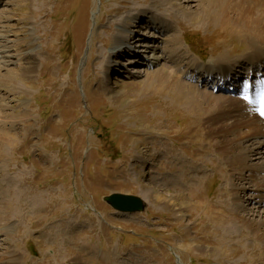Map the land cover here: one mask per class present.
<instances>
[{"label": "rangeland", "instance_id": "obj_1", "mask_svg": "<svg viewBox=\"0 0 264 264\" xmlns=\"http://www.w3.org/2000/svg\"><path fill=\"white\" fill-rule=\"evenodd\" d=\"M201 8V0H0V207L11 210L0 227V264L18 253L27 264H264L254 232L239 238L238 226L214 221L235 200L222 192L238 182L214 145L233 135L216 136L212 109L174 98L173 87L142 86L162 67L173 70L168 38L185 53L181 69L221 57L242 61L249 39L203 19ZM148 11L136 29V15ZM142 33L166 60L149 62L154 55L144 52ZM131 42L136 54L119 58ZM107 61L116 73L109 81ZM255 141L264 135L246 137L240 148ZM249 155L264 175V157ZM186 170L197 179L187 182L191 191L179 181ZM253 184L249 178L241 196L261 195L252 219L264 224V190ZM148 187L167 198L183 193L189 204H158L145 196ZM113 192L141 197L145 210L117 211L104 200Z\"/></svg>", "mask_w": 264, "mask_h": 264}, {"label": "bare ground", "instance_id": "obj_2", "mask_svg": "<svg viewBox=\"0 0 264 264\" xmlns=\"http://www.w3.org/2000/svg\"><path fill=\"white\" fill-rule=\"evenodd\" d=\"M201 3H202L201 9L203 10V13H202L203 19H208V20H211L212 22H215L224 30H228L232 32L239 31V33H241L244 37L248 38L250 41L249 43L250 48H248L249 50H247L248 52L242 55V60H245L248 62L249 64L248 68L250 69V71L248 73L246 72L245 74L246 75L245 78L247 79L246 82H250V83L246 84L244 87L241 86L238 89V91H241V94H242V90L244 91L243 97H239L236 95H234V97L229 96L227 98L216 97L215 95H213V93H210V92L202 93L200 92L196 84L194 85L193 83H187L186 81H184L181 78V75H185L186 72H190L192 70L194 71V69L191 66L195 65V63L191 65H189L188 63L187 66L182 67L183 70L181 69L180 67L181 64H179V62L181 63L183 61V59L185 58V53L184 51L179 50L181 47L177 43L176 38L167 39V43H168L167 50L171 53V57H172L171 60H167V61L170 62L171 66L173 67V70H169L167 67H162L159 71L148 75L147 83L145 82V84L142 86H147L150 83L151 88H154L157 90L160 89L162 92L163 90L167 88L171 89L173 87V90L171 92L174 98L181 99V101L189 104L192 108H196L199 111L206 109L210 112L209 109H212L211 114H208L209 116L208 117L206 116V117L217 128V129L214 128L216 129L214 131L216 136L218 135L224 136L225 134L233 135L232 139L225 138L224 136V139L222 138L223 140H220V141L218 140L217 144L214 145L216 147L215 149L216 153L217 154L222 153L225 156L224 158H226L225 160L226 163L224 164L231 167V169L229 168V171L231 173L230 175L228 174L227 175L230 178H233V181L234 180L238 181L236 184L232 183L233 186H235L234 188L225 190L224 192H222L221 197L231 195L235 199L233 201L232 207L230 206L228 207V211H227L228 214L223 213L225 210L222 212L218 211L217 213H218L219 219L215 215L214 221L216 219L220 220L219 225H222L223 229H228L231 231L234 227L238 226L241 230V233L238 234L239 238L245 237V235L248 237L249 233H246V232L252 231L254 232V234L252 235H254L253 237L255 238V240L256 239L261 240L264 244V224H260V222H255L252 219V216L258 210L257 209L258 203L262 202L261 200H258L256 198H260L261 195L258 194L256 195L255 198H252V196L251 197L248 196V198H246L247 196L245 195L241 196V193L245 192L246 190V187L244 185L248 182L249 178L250 180H252V183H254L253 185H255V188H254L255 191L260 192L264 190V175L259 176V174H257L258 170L252 167L253 164L250 165L247 162L248 159L253 160V159H250L249 154L255 155L258 158L264 157L262 156V153H263L262 149L264 147V141H257V142L255 141V143L252 144L251 146H248V145H247L248 147L241 146L240 148V143L243 142L246 139V137L253 136V137L259 138L262 135H264V120L261 119L259 113L255 109H252L251 108L252 106H250V104L247 103V99H257L260 96V88L264 86V70L263 71L261 70L262 72L260 71V73L259 71L255 70L256 64L257 63L260 64L264 60V0H201ZM143 21L145 22V20H141V23ZM120 45L121 44L119 41L115 44L114 47H117L118 49ZM149 45L150 46H148V48L146 49L151 48L152 50V53L154 55L152 57V60L150 61L152 62V64H158L162 59H165L164 55L160 54L159 52H155L159 48L153 46L152 44H149ZM112 58L113 60L118 59L117 57H112ZM24 59L25 57H22V58L20 57V59H17V60H19V64H23ZM235 60L239 61L238 58H235ZM231 64L232 62L228 61V59H225L223 57L218 58V59H213L209 62H206V64L201 63V65H206V66L212 65L215 68H221L224 70V73L227 75H229L230 73L229 71L231 70ZM23 66H24L25 71L33 70V68L31 69L30 66L28 65H23ZM103 70L107 74V81H109V73L112 76H115L116 74L115 72H113V64L110 63V61H107L103 65ZM255 77L256 79L253 80ZM171 81H173V85H171ZM133 85L135 86L137 84H133ZM127 86H131V85L128 84ZM139 88H141V86ZM209 112H206V113H209ZM197 156L199 157V155ZM183 161L184 163L187 162L186 159ZM217 162L218 161L214 159L212 165L217 166L218 165ZM188 163H191V162H188ZM192 167L193 166H191L190 168ZM199 168H200V165H199ZM240 169L246 170L247 175H242L241 173H239L238 171ZM179 178H180L179 181L181 182V185L183 186V188H185L184 190L191 191L194 188V186L187 184L189 180L196 179V177L194 175H191L189 171L187 170L183 171ZM182 180H184V182L186 181L185 184L184 183L182 184L183 182ZM198 182H202V180L200 181V179H198ZM182 186H180V188H177V191L178 190L181 191ZM157 190L158 189H156L155 187H152V188L148 187L146 189V192H144V194L147 197L148 194L150 193V196H149L150 199L152 198L156 201V203L163 204L171 208L172 206H177L179 204V201H183L189 204L187 197L183 193L176 194V196L174 195V196H170L169 198H167L165 197V195L161 194ZM201 194L203 195V193ZM222 203L223 201L222 200L220 201L219 199V201L216 202V207L221 208L223 206ZM249 203H251V205H249ZM247 206H251V207L248 209ZM214 209L216 208L209 207V206L207 207V211L210 214H212L213 212H216L214 211ZM10 211H11L10 206L8 205L2 208L0 207V227L3 221L5 222V221L10 220L9 219V217L11 216ZM263 219H264V216L262 217V220ZM234 233L235 232H231L230 235L229 234L228 235L233 236ZM54 237H56V235H54ZM49 260L50 259L46 261H49ZM4 261L5 262L3 264H27L28 263V261L25 260V256L23 253L8 254L7 257L4 258ZM58 261L59 263L61 262L60 260ZM42 264H44V262ZM70 264H81V262H79L78 260H74V261H71Z\"/></svg>", "mask_w": 264, "mask_h": 264}, {"label": "water", "instance_id": "obj_3", "mask_svg": "<svg viewBox=\"0 0 264 264\" xmlns=\"http://www.w3.org/2000/svg\"><path fill=\"white\" fill-rule=\"evenodd\" d=\"M104 199L115 209L122 212H137L146 208L145 201L137 195L115 192L105 196Z\"/></svg>", "mask_w": 264, "mask_h": 264}]
</instances>
